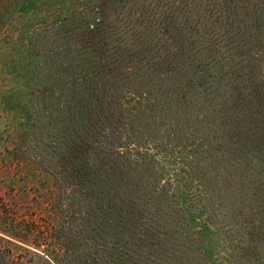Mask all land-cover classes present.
I'll list each match as a JSON object with an SVG mask.
<instances>
[{
    "label": "trees",
    "instance_id": "obj_1",
    "mask_svg": "<svg viewBox=\"0 0 264 264\" xmlns=\"http://www.w3.org/2000/svg\"><path fill=\"white\" fill-rule=\"evenodd\" d=\"M52 28L47 51L23 52L27 65L36 59L35 82L1 102L20 118L21 141L32 137L48 157L38 173L47 168L57 188L71 190L46 197L66 240L59 248L80 249L66 263H183L190 245L173 231L157 164L176 144L204 145L183 175L206 192H218L208 180L221 162L242 176L258 171L262 207L238 255L261 250L264 0H87Z\"/></svg>",
    "mask_w": 264,
    "mask_h": 264
},
{
    "label": "rangeland",
    "instance_id": "obj_2",
    "mask_svg": "<svg viewBox=\"0 0 264 264\" xmlns=\"http://www.w3.org/2000/svg\"><path fill=\"white\" fill-rule=\"evenodd\" d=\"M86 1L0 0V230L21 236L28 240V245L29 241L41 244L37 249L47 252L0 234V264H48L43 253L56 258L58 264H67V260H76V252L72 251H80L68 242L65 250L59 248V243L66 240L62 233L53 230L48 218L51 210L46 197L47 202L54 195L64 197L71 194L70 188L59 189L54 178L47 177L51 173L47 169L48 157L40 156L36 150L40 144H33L32 137L21 141L19 134L24 127L20 118L5 111L1 101L8 90L16 92L24 84L30 86L35 82L32 80L36 78L33 69L36 59L32 62L35 49L47 51L52 23L80 9ZM30 37L37 39L36 44L39 42L36 47L32 42L29 44ZM42 37L47 40L43 42ZM27 49L33 50L28 65L23 59ZM204 148L203 144H176L175 151L168 149L157 159L162 170L161 183L175 216L173 231L187 238L190 245L180 264H264V245L248 257L238 255L247 241L244 235L247 226L257 220L258 206L262 207L258 198V171L254 168L242 176L240 170L221 162L217 165V176H212L217 181L208 180L218 192L203 191L197 178L189 183L183 169L194 158V152ZM42 159L47 168L39 174ZM220 177L223 184L219 183ZM170 178L173 181L168 183ZM204 197L211 202L203 203Z\"/></svg>",
    "mask_w": 264,
    "mask_h": 264
}]
</instances>
